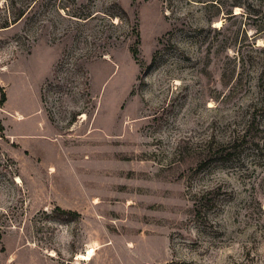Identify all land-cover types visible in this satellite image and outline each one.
Wrapping results in <instances>:
<instances>
[{
    "label": "rangeland",
    "instance_id": "rangeland-1",
    "mask_svg": "<svg viewBox=\"0 0 264 264\" xmlns=\"http://www.w3.org/2000/svg\"><path fill=\"white\" fill-rule=\"evenodd\" d=\"M74 1L97 15L52 12L67 40L13 60L0 44V264H264L255 22L215 0ZM223 40L238 58L207 53ZM247 122L231 161L202 164L204 140Z\"/></svg>",
    "mask_w": 264,
    "mask_h": 264
},
{
    "label": "trees",
    "instance_id": "trees-1",
    "mask_svg": "<svg viewBox=\"0 0 264 264\" xmlns=\"http://www.w3.org/2000/svg\"><path fill=\"white\" fill-rule=\"evenodd\" d=\"M0 3V33L7 32L6 35L8 34V36L2 35V37H0V44L8 43L13 47L8 55V60L16 59L22 54L29 55L33 44L41 40L43 37H46L52 44L58 40H67L68 32L66 30L63 31L60 37L49 30L52 24L50 18L52 12H55L64 19L77 22L92 20L97 15L90 12L84 14L72 11L71 5H74V0H64V2H58V0H0ZM213 5L217 6L219 14L226 15L225 18L235 17L236 15H233V10L235 8L241 9L240 13L237 15L245 16L249 22H255L257 28H254L253 37L257 38L261 35L264 36V0H250L246 5L236 0L227 6H222L219 0H215ZM61 12H63V14H61ZM46 15H48L46 24L42 25V17ZM254 38L250 39V41ZM245 43H247V41H245ZM246 45L254 51H257L258 47H260L255 45L254 42H250ZM231 47L234 50L237 48L235 52L236 57L238 58L240 45L236 43L230 44L224 40L214 48L209 46L207 53L214 54L220 51L227 52L228 48L230 49ZM80 62V60H76L74 66L78 68ZM221 79L223 81L225 77L222 76ZM227 81L225 80V83ZM239 82H241L239 74L236 78L229 79V83L232 86H236ZM0 92L2 94V99L4 100L5 96L1 88ZM247 131L248 122L242 127V129L232 130L227 138L216 139L215 137H210L209 139L204 140L200 152L202 164H208L212 161L214 163H228L231 161L234 158L237 149L243 144ZM202 200L203 197H200L194 202V211L199 213V210L202 209Z\"/></svg>",
    "mask_w": 264,
    "mask_h": 264
},
{
    "label": "bare ground",
    "instance_id": "bare-ground-1",
    "mask_svg": "<svg viewBox=\"0 0 264 264\" xmlns=\"http://www.w3.org/2000/svg\"><path fill=\"white\" fill-rule=\"evenodd\" d=\"M220 24H221V22H220V21L216 22V25H217V26H219ZM81 118H85V115H84V114H82V115H81ZM17 181H20V180H19V178L17 179Z\"/></svg>",
    "mask_w": 264,
    "mask_h": 264
}]
</instances>
